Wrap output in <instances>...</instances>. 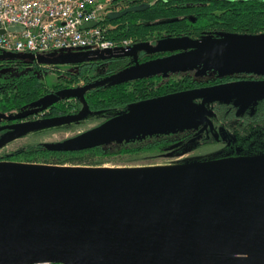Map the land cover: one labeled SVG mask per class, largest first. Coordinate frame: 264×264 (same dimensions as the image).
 Returning <instances> with one entry per match:
<instances>
[{"label":"water","instance_id":"1","mask_svg":"<svg viewBox=\"0 0 264 264\" xmlns=\"http://www.w3.org/2000/svg\"><path fill=\"white\" fill-rule=\"evenodd\" d=\"M130 9L109 15L119 16ZM96 23L85 22L82 28ZM168 42V48L187 50L145 63H139L133 47L59 60L124 55L131 56L134 65L67 91L80 98L83 108L78 112L25 122L20 129L81 119L91 113L84 92L110 80L203 59L212 66L254 65L258 53L264 52V33ZM12 56L35 59L33 54ZM234 91L262 93L264 79L144 100L73 140L103 143L183 121L182 99ZM44 262L264 264V154L145 168L0 162V264Z\"/></svg>","mask_w":264,"mask_h":264},{"label":"trees","instance_id":"2","mask_svg":"<svg viewBox=\"0 0 264 264\" xmlns=\"http://www.w3.org/2000/svg\"><path fill=\"white\" fill-rule=\"evenodd\" d=\"M126 9L130 10L119 16L109 15ZM97 25L118 45L130 40L139 63H145L187 50L168 48L170 39L190 42L264 33V0H113L110 11L97 20ZM10 54L0 51V138L18 131L25 122L79 111L80 98L67 91L77 88L79 82L90 84L134 65L133 58L124 55L65 61L70 67L57 70L56 82L47 86L38 77L39 56L25 61ZM199 62H204L202 73L213 67L208 59H203L110 80L87 89L84 100L91 113L114 116L144 100L232 79L264 77V62L253 66L242 63L234 72L208 77H196L184 70ZM179 107L186 112L183 121L97 144L76 143L73 139L77 134L66 140L1 153L0 161L103 166L116 157L158 151L191 140L200 146L219 143L223 141L222 131L238 144L253 129L264 125V92L195 94L182 99Z\"/></svg>","mask_w":264,"mask_h":264},{"label":"rangeland","instance_id":"3","mask_svg":"<svg viewBox=\"0 0 264 264\" xmlns=\"http://www.w3.org/2000/svg\"><path fill=\"white\" fill-rule=\"evenodd\" d=\"M119 8L120 6L117 5L116 10H118ZM78 54H80V51L74 48L55 49L40 53L39 58L37 59L38 61H36V68L38 69L39 79L43 81L47 86H52L56 82V77L58 75L57 70H64L70 67L67 63L61 62L59 60L71 58ZM241 65L242 63H237L234 66L229 67L225 64H219L202 73L201 67L204 66V62H199L195 65H191L190 67H185L184 70H188V72L196 77H208L214 74L234 72ZM83 85V82H79L77 87ZM112 115L113 114H94L89 112L81 119L75 121L43 126L39 128H32L29 130L20 129L0 138V154L25 148L29 145L66 140L74 135L81 134L82 132L96 126ZM222 133L224 135L223 141L219 143L200 146L195 140H191L185 143L174 144L158 151L144 153L142 152L137 155H124L116 157L112 159L111 162H108L100 167L145 168L180 166L227 157L264 154V125L258 126L253 129L238 144H234L230 137H228L223 131ZM42 264L57 263L45 262Z\"/></svg>","mask_w":264,"mask_h":264},{"label":"built area","instance_id":"4","mask_svg":"<svg viewBox=\"0 0 264 264\" xmlns=\"http://www.w3.org/2000/svg\"><path fill=\"white\" fill-rule=\"evenodd\" d=\"M112 1L0 0V51L35 56L68 48L117 52V47L126 46L129 41L116 44L98 25L82 28L84 22L97 21L108 12Z\"/></svg>","mask_w":264,"mask_h":264},{"label":"bare ground","instance_id":"5","mask_svg":"<svg viewBox=\"0 0 264 264\" xmlns=\"http://www.w3.org/2000/svg\"><path fill=\"white\" fill-rule=\"evenodd\" d=\"M110 9V8H109ZM110 11V10H109ZM108 11V12H109ZM107 13V12H106ZM105 13V14H106ZM88 22H90V21H88ZM97 22V21H96ZM85 23V22H84ZM96 25H97V23H96ZM96 25H94V26H96ZM90 27H93V26H90ZM14 28H16V27H14ZM18 28V27H17ZM87 28H89V27H87ZM18 29H20V28H18ZM127 41H129V43L126 45V46H123V47H117V52H118V50H123V49H126V48H128V47H131L130 46V40H127ZM79 51H83L84 53H88V54H96L97 52H104V51H106V50H103V51H96V52H91V51H87V50H84V49H78ZM109 51H111V50H109ZM2 52V51H1ZM5 53H11V54H31V53H21V52H5ZM116 53V52H115ZM10 54V55H11ZM35 56V55H34ZM14 58V57H13ZM37 58V56H35V59ZM20 59V58H19ZM28 59V58H27ZM38 59V58H37ZM36 59V60H37ZM34 60V59H33ZM32 62V61H31ZM35 62V61H34ZM238 63H243V62H238ZM230 67H232V65H229ZM78 87H81V86H78ZM82 103V102H81ZM82 108H83V105H82ZM81 108V109H82ZM19 120V119H18ZM257 155V154H256ZM67 166V165H66ZM77 167H87V166H77ZM96 167H100V166H96ZM105 168H108V167H105Z\"/></svg>","mask_w":264,"mask_h":264},{"label":"flooded vegetation","instance_id":"6","mask_svg":"<svg viewBox=\"0 0 264 264\" xmlns=\"http://www.w3.org/2000/svg\"><path fill=\"white\" fill-rule=\"evenodd\" d=\"M80 53H84L83 51H80ZM25 61H29V59L25 58L23 59ZM258 62V64H262V62H264V52H260L258 53V56H257V59H256V62L254 63V65ZM234 66V65H232ZM253 66V65H252ZM260 79H264V77L262 78H259V79H247V78H244V79H232V80H228L226 82H233V81H241V80H260ZM207 87V86H206Z\"/></svg>","mask_w":264,"mask_h":264}]
</instances>
